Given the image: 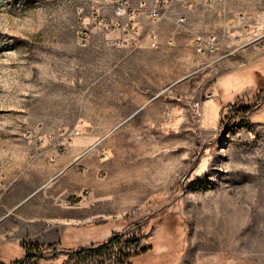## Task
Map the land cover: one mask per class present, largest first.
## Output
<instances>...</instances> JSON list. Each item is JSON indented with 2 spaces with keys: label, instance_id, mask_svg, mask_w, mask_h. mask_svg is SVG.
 Listing matches in <instances>:
<instances>
[{
  "label": "rangeland",
  "instance_id": "obj_1",
  "mask_svg": "<svg viewBox=\"0 0 264 264\" xmlns=\"http://www.w3.org/2000/svg\"><path fill=\"white\" fill-rule=\"evenodd\" d=\"M140 2L0 0V264H65L25 248L90 246L123 230L66 264H264V82L246 115L206 99L218 66L185 30L152 47L156 6L118 43V8ZM62 169L96 182L51 196Z\"/></svg>",
  "mask_w": 264,
  "mask_h": 264
},
{
  "label": "crops",
  "instance_id": "obj_2",
  "mask_svg": "<svg viewBox=\"0 0 264 264\" xmlns=\"http://www.w3.org/2000/svg\"><path fill=\"white\" fill-rule=\"evenodd\" d=\"M128 1L131 4L144 1L146 6L158 7L160 16L152 26L158 40L171 35L170 40L174 41L181 30L194 35L208 32L217 35V49L200 56L208 65L219 68L213 86L219 108L234 103L248 106L256 100L264 82V0ZM142 10L137 18L140 31L147 27ZM190 42L193 44L192 39ZM255 77L259 83L254 82ZM77 149L75 146L72 150ZM66 173L62 169L52 177L56 179V189L50 191L51 196L78 194L83 185L96 182L92 174L73 180Z\"/></svg>",
  "mask_w": 264,
  "mask_h": 264
},
{
  "label": "built area",
  "instance_id": "obj_3",
  "mask_svg": "<svg viewBox=\"0 0 264 264\" xmlns=\"http://www.w3.org/2000/svg\"><path fill=\"white\" fill-rule=\"evenodd\" d=\"M165 2L164 0H162ZM146 7V3L141 1L137 7H126L122 4L117 11V15L123 18L125 21L118 24L119 29V39L118 43H128L132 40L133 37L137 34V29L134 28L135 23L137 22L138 13L142 8ZM149 17L151 23H155L158 18V8H153L149 10ZM83 33V32H82ZM148 37L150 41V45L152 47L157 45L158 42V35L153 30L150 29L148 32ZM218 45V37L214 33H206V34H198L194 39V47L198 53H213L217 49ZM215 97V91L211 90L205 94L206 99H210ZM191 109L196 116L201 115V102L194 101L191 104ZM80 133L78 128L72 130L69 134L62 137L60 142L58 143L59 150H66L72 143V140L75 136ZM46 140L44 137L42 141ZM78 204V202H75Z\"/></svg>",
  "mask_w": 264,
  "mask_h": 264
},
{
  "label": "trees",
  "instance_id": "obj_4",
  "mask_svg": "<svg viewBox=\"0 0 264 264\" xmlns=\"http://www.w3.org/2000/svg\"><path fill=\"white\" fill-rule=\"evenodd\" d=\"M253 107L250 106H240L236 109V114L246 115L249 112L253 111ZM129 230H123L113 236H111L108 240L102 243L92 244L90 246H83L78 248H61L59 244H52L46 247H38V246H26L25 248V256L29 259H44L49 260L58 257L59 255H66L67 261L68 259L80 260L83 258L92 257L95 255L101 254L107 247V245L112 243L119 242L124 236L128 235ZM135 237L128 238L129 242L134 243ZM138 239V238H136ZM147 248H142L141 252H145Z\"/></svg>",
  "mask_w": 264,
  "mask_h": 264
}]
</instances>
